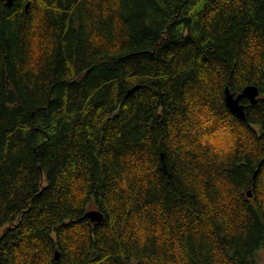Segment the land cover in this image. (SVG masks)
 <instances>
[{
    "label": "trees",
    "instance_id": "obj_1",
    "mask_svg": "<svg viewBox=\"0 0 264 264\" xmlns=\"http://www.w3.org/2000/svg\"><path fill=\"white\" fill-rule=\"evenodd\" d=\"M248 85L241 118L226 88ZM205 108L237 134L226 158L193 132ZM262 249L264 0H0V264Z\"/></svg>",
    "mask_w": 264,
    "mask_h": 264
},
{
    "label": "clouds",
    "instance_id": "obj_2",
    "mask_svg": "<svg viewBox=\"0 0 264 264\" xmlns=\"http://www.w3.org/2000/svg\"><path fill=\"white\" fill-rule=\"evenodd\" d=\"M199 124L193 132L200 131V143L208 145L210 154H218L221 159L231 155L237 147V134L228 123H218L213 113L207 108L197 113Z\"/></svg>",
    "mask_w": 264,
    "mask_h": 264
},
{
    "label": "water",
    "instance_id": "obj_3",
    "mask_svg": "<svg viewBox=\"0 0 264 264\" xmlns=\"http://www.w3.org/2000/svg\"><path fill=\"white\" fill-rule=\"evenodd\" d=\"M4 3L10 7L13 5L14 0H4ZM135 89L136 87L130 89L129 93L133 92ZM245 98H247L251 104L257 103L260 99V90L258 86L248 85L236 95L230 92L229 88H226V103L229 109L241 118L246 117L245 104L242 102ZM248 195H252V190L248 191ZM85 217L90 218L93 222H102L104 220V214L97 209L87 211Z\"/></svg>",
    "mask_w": 264,
    "mask_h": 264
},
{
    "label": "rangeland",
    "instance_id": "obj_4",
    "mask_svg": "<svg viewBox=\"0 0 264 264\" xmlns=\"http://www.w3.org/2000/svg\"><path fill=\"white\" fill-rule=\"evenodd\" d=\"M258 259L260 264H264V249H262L258 254Z\"/></svg>",
    "mask_w": 264,
    "mask_h": 264
}]
</instances>
